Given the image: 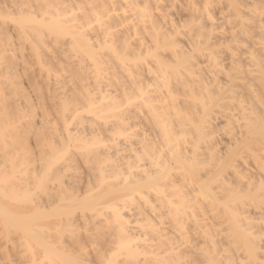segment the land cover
<instances>
[{"label":"bare ground","instance_id":"6f19581e","mask_svg":"<svg viewBox=\"0 0 264 264\" xmlns=\"http://www.w3.org/2000/svg\"><path fill=\"white\" fill-rule=\"evenodd\" d=\"M77 1L84 7L77 8L76 0H48L45 5L54 8L53 18L21 15L19 26L37 32L28 44L34 58H39L38 48L50 37L55 42L68 37V45L78 50H86L87 42L96 41L127 72L122 91L123 128L117 138H111L114 143L108 150L119 162L122 158L121 191L125 196L137 195V204L114 214V241L124 243L116 248L119 250L101 255V261L126 252L133 260L128 264H140L142 252L137 256L128 237L137 231L141 234L137 240L146 245L143 254L154 256L156 264H264V0H225L230 41L224 48L209 44L216 24L207 4L203 8L206 25L177 26L174 20H165L169 3L175 0ZM65 4L71 10L58 7ZM187 8L190 14L198 11L192 5ZM73 11L77 13L71 14ZM68 13L72 15L69 19H60ZM135 15L140 19H132ZM94 19H98L97 26L90 30ZM74 21L76 25L70 26ZM12 31L0 22V67L11 75L23 68L24 56V46L19 49L18 44L21 35L14 33L13 39ZM134 36L139 38L131 44L129 39ZM170 47L177 50L167 53ZM140 58L149 63L143 65ZM214 108H219L216 114ZM83 109L85 116L78 110L75 114L81 127V122L93 117L90 102ZM213 114L215 119H224L222 137L227 145L222 154H217L218 144L213 142L217 133L210 127ZM51 178L37 182L50 181L40 206L47 216L45 212L41 215L49 219L56 210L51 214L54 220L41 224L49 239L45 253L64 260L70 251L63 256V248L68 251L70 242L78 241H71L70 232L77 221V204L59 173ZM252 211L257 218L249 219ZM38 214L22 219L27 231L36 219L31 220L41 216ZM165 218L171 220L162 227ZM91 225L82 224L85 235ZM23 227L19 230L25 232ZM68 231L67 242L63 237ZM134 236L131 241L137 238ZM142 237H147L145 242ZM114 241L111 243L117 245Z\"/></svg>","mask_w":264,"mask_h":264},{"label":"rangeland","instance_id":"374dc122","mask_svg":"<svg viewBox=\"0 0 264 264\" xmlns=\"http://www.w3.org/2000/svg\"><path fill=\"white\" fill-rule=\"evenodd\" d=\"M47 1L0 0L1 24L3 23L7 30H13L11 33L13 39H16L15 34L21 35L18 40L19 49L24 46V56L21 60L22 69L11 75L0 67V208L2 209H0V264H128L133 260L129 256V258L126 257L127 254H124L126 252H122L119 256L117 252V255L111 257L107 262H103L104 260L101 258L103 257L101 255H107L105 252L109 253L113 249L115 251L121 241L124 243L119 239H116L117 245L111 243L117 234L115 222L112 223L114 214H121L137 204V195L129 197L121 191L124 171L120 167L122 158L119 162L118 157L116 159L113 156V158L112 152L110 153L108 150L109 145L114 143L110 141L111 138H117L123 128L124 100L122 91L125 82H127L125 76L127 72L117 65V58L110 55L107 48L100 46L96 41H86L89 45L88 49L78 50L77 47L72 48L68 45V37H64L63 41L58 39V42L50 37L38 48L39 58L31 56L28 44L37 32L27 26L20 27V16L42 14L45 19L53 18L55 10L53 7L45 5ZM49 1L52 2V0ZM205 4L209 6V17L216 24L209 44H212L213 47L220 45L221 48H224L230 41L225 0L171 1L167 9L170 11L169 16H165V20L168 23L169 20H174L177 26L191 24V22L206 25L208 17L203 12ZM75 5L79 9L84 7L77 0ZM188 5L194 6L198 11L195 14H190ZM58 7H67V10H71L66 4ZM76 13L73 11L71 14ZM71 14L68 13L66 17L60 19H69ZM150 14L154 16L155 11L151 10ZM164 15L167 14L164 12ZM132 19L136 20L140 17L135 15ZM97 20L94 19L90 22V30L97 26ZM74 23L76 25L74 21L70 26ZM168 27L169 25H167V29ZM180 28L178 27V29ZM138 38L139 36L131 37L129 42L133 44ZM174 50L177 48L170 47L166 49V52ZM119 51L117 50V53ZM139 61L143 65L149 63L147 58H140ZM225 63L224 66H226ZM93 64H96V67ZM131 67L133 68L132 65ZM196 75L199 76L198 73ZM139 79L142 80V78ZM89 102L93 109V117L91 121L81 122V127L75 114L78 110V112L82 111L80 116H85L83 108L89 105ZM218 110L219 108H214L215 114ZM215 114L210 120L212 126L210 123L209 126L216 129H214L217 133L213 135V142L215 145H219L215 148L217 154L218 152L222 154L227 145L225 137H222L225 136L222 129L224 119L220 117L215 119ZM75 126L76 128L78 126L76 130ZM224 128H227L226 124ZM126 155L125 153L121 157L125 158ZM57 172L63 185L71 189L70 193H74V195L71 194V199H74V203L79 207L73 203L77 207L74 211L77 228L75 225L72 226L74 232L70 231L72 229L68 230L73 235L71 236L68 231L63 238L68 242L67 237L71 236V241L78 240L76 242L79 243L78 246L81 248L84 245L85 249H82L88 251V253H83L84 250H79L76 243L72 242L73 244H71L70 242L69 246L71 245V247L66 245L70 248L68 251L63 248L65 249L63 256L70 251L69 254L67 253L68 258L64 260H56L54 256L51 257L45 253V242L48 237L45 236L46 230H44L45 233L43 231L45 226H41V224L47 220H54L55 218L51 214L56 210L52 211L53 213L50 214L52 217L49 219L46 217L45 210L43 212L46 216H43L44 213L41 212L42 210L40 211L42 209L40 206L45 200L46 194L43 191L50 181L47 183V181L41 180L40 184L42 185L37 184L39 178L48 180V176L51 178ZM49 180L52 181V178ZM77 186L79 190L81 189L80 191L77 190ZM109 192L113 194H109ZM36 210L39 211L38 215L42 213L41 216L46 218L41 216L38 219L34 218L31 220L36 219L33 225L30 221L31 218L28 219L31 222L28 223L31 224V227H28L27 231L26 226L28 225L26 222L24 225L22 219L27 221V218L33 217V213H38ZM6 212L8 213L7 217H5ZM248 216L249 219L257 218L253 211ZM8 217L9 219L6 220ZM17 220L18 222L21 220L23 224H17ZM169 220L171 219L162 220V227H167ZM86 223L94 224L90 226L87 235H85V229L82 226ZM22 226L27 234L24 229L19 230L22 229ZM253 230L255 231V229ZM29 232L35 239L30 236ZM255 232L257 233V231ZM130 233H128V237L130 245L133 247L132 250L139 253L137 256L142 252V255L138 257L140 264H156L154 256L143 254V247L146 245L137 240L138 238L140 240L141 234L134 231L137 236L135 239L136 236L133 232ZM130 236H134L135 240L131 241ZM143 238L147 239V237L141 238L145 242L146 239ZM115 241L114 243H116Z\"/></svg>","mask_w":264,"mask_h":264}]
</instances>
